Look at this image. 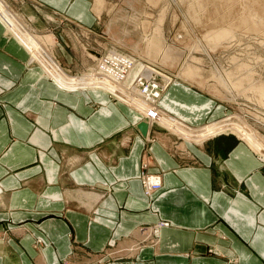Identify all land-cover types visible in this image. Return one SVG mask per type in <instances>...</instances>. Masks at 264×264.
I'll return each instance as SVG.
<instances>
[{
    "label": "crops",
    "instance_id": "obj_1",
    "mask_svg": "<svg viewBox=\"0 0 264 264\" xmlns=\"http://www.w3.org/2000/svg\"><path fill=\"white\" fill-rule=\"evenodd\" d=\"M44 1L70 12V0ZM6 10L0 8V264H264L262 143L218 123L192 128L173 117L186 128L175 129L150 118L148 105L121 98L110 81L100 84L103 78L59 70L53 77L54 66L41 61L51 74L40 66ZM168 88L169 110L185 121L190 110L192 120L198 106L170 99ZM141 120L149 124L145 138ZM144 171L161 181L149 195L139 178Z\"/></svg>",
    "mask_w": 264,
    "mask_h": 264
},
{
    "label": "rangeland",
    "instance_id": "obj_2",
    "mask_svg": "<svg viewBox=\"0 0 264 264\" xmlns=\"http://www.w3.org/2000/svg\"><path fill=\"white\" fill-rule=\"evenodd\" d=\"M96 1L70 0L67 4L70 12L44 0L3 2L11 10L12 21L17 17L43 49L45 43L52 41L51 53L68 76L106 74L110 67L122 68L121 63L109 55L116 53L126 63L138 61L158 73L154 75V81L160 90L167 84L162 77L171 79L168 82L172 87L168 88L172 91L170 99L173 94L183 97L191 106H198H192V120L189 119L190 110H187L185 121L184 117L166 109L169 99H166V94L162 95L161 90L155 102L160 111L155 113L149 108L150 118L167 121L182 131L186 130L185 126L173 122V117L192 128L205 122L198 126L218 123L228 133L241 132L246 141L264 145V95H260L258 90L259 85H264V0ZM4 4L0 3V8L8 12ZM86 9L92 17H86L82 11L86 12ZM13 24L16 25L14 31L30 43L19 25ZM226 29L230 31L227 38H213ZM30 45L36 61L46 60L38 48ZM41 63L48 74L55 73ZM53 69L57 71L53 77L61 75L57 68ZM188 72L191 76H187ZM132 78L142 81L138 72ZM103 79L98 82L101 84L107 80ZM143 81L147 84V79ZM87 83L85 85L90 86ZM124 84H129L127 76ZM237 85L239 87L235 88ZM119 90L123 98L127 93ZM169 105L173 107L174 104L170 102ZM200 106L205 108L198 110ZM196 113L205 115H196V119L193 118ZM153 130L169 137L173 147L178 145L174 142H180L158 126L154 125ZM39 240L36 239L38 245L41 243Z\"/></svg>",
    "mask_w": 264,
    "mask_h": 264
},
{
    "label": "bare ground",
    "instance_id": "obj_3",
    "mask_svg": "<svg viewBox=\"0 0 264 264\" xmlns=\"http://www.w3.org/2000/svg\"><path fill=\"white\" fill-rule=\"evenodd\" d=\"M97 2L100 3L99 0H97L96 3ZM7 10H9V9H7ZM14 18L16 20L15 22L19 25L21 31L25 34V36H28V38L30 39L29 41L31 43H33V45L36 48H38L45 55V57H46L45 59L48 61V63L50 65L54 66L55 68H57V70L63 72V70L59 66V63L54 58V55L51 53V48L50 47L53 45L52 41L49 40L48 43H45V49H43L40 46V43H38V41H36L34 39V37L31 36L27 32L28 30L26 29L25 25H23V23L21 21H19L18 18H16V17H14ZM229 34H230V31L228 29H226V30L220 31L219 33L214 35L213 38L217 39V40H220L222 38H227L229 36ZM109 55H110V57H112V59L116 60L117 62L119 61L121 63V65H122L121 66L122 68L117 69V68L110 67V70L108 72L113 71V72H110V74H107L108 72L106 74H103L102 72H97L96 74L87 73L84 76L85 79H87V78L96 79V78H102V77L106 78L108 80V82L110 81L112 84H114L115 86L119 87V89H121L124 92H126L132 98H135L138 101L148 105V108H151L155 113L159 112L160 108L157 106V104L155 102L158 101L159 95H160V93L162 91H163L162 95L165 93V91H166V89L168 88V85H169L168 82H170L171 79H169V78L167 79L165 76L162 75L163 76L162 78L164 79V81L167 84H164V85H166L165 87H160L161 90H162L161 91L159 89V86H158L159 84L154 81V75H156L158 73H156L152 69L148 68L145 64L138 63V61L135 62V61L130 60V61H128V63H126V61H124L122 59V57L120 55H117L116 53H110ZM107 62L108 61H106V63ZM134 63H136V64H134ZM94 72H96V71H94ZM136 72H138L139 77L142 78V81H140L141 79L138 80V79L132 78L133 75ZM142 73H145V75L142 74ZM125 75L129 79V84L127 86H126V84H124V79L126 77ZM144 76H147V78L144 77ZM187 76H191V73L188 72ZM79 77H82V76H79ZM75 79H77V78H75ZM78 79H82V78H78ZM143 79H147L148 86H147L146 83H144L145 81H143ZM248 81H251L250 77H248ZM241 82L239 81L240 85H242ZM237 87H239V86L238 85L235 86V88H237ZM251 87H255V86L252 85ZM258 90H260L259 91L260 95H264V85H259ZM137 96H139V97L137 98ZM165 107H166L167 110H169L168 105H166ZM141 121H139L137 123V125ZM143 121H145L147 123V131H146V134L143 135V137L145 138L146 135H147V132H148L149 124H148V121H146V120H143ZM259 139L262 140L261 137H259ZM262 142H264V141L262 140ZM140 176L141 177H139V178L141 179V184L143 185L145 195H149L151 192L153 193L154 191L158 190L161 187V181H160V178L158 176H153L151 174L150 175L149 174L148 175L147 174H144V175L142 174ZM164 222H166V221H164ZM166 223H168V222H166ZM39 241L41 242V240H39Z\"/></svg>",
    "mask_w": 264,
    "mask_h": 264
},
{
    "label": "water",
    "instance_id": "obj_4",
    "mask_svg": "<svg viewBox=\"0 0 264 264\" xmlns=\"http://www.w3.org/2000/svg\"><path fill=\"white\" fill-rule=\"evenodd\" d=\"M137 128L140 130V132L142 133V135L146 134L147 131V123L145 121H141L138 125Z\"/></svg>",
    "mask_w": 264,
    "mask_h": 264
},
{
    "label": "built area",
    "instance_id": "obj_5",
    "mask_svg": "<svg viewBox=\"0 0 264 264\" xmlns=\"http://www.w3.org/2000/svg\"><path fill=\"white\" fill-rule=\"evenodd\" d=\"M142 174L144 175V173H142ZM142 174H141V175H142Z\"/></svg>",
    "mask_w": 264,
    "mask_h": 264
}]
</instances>
